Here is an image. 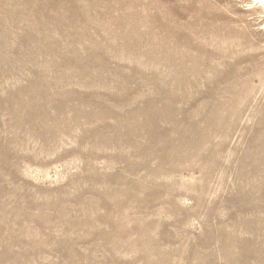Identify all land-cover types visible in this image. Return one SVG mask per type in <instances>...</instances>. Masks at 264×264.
Here are the masks:
<instances>
[{"label":"rangeland","instance_id":"obj_1","mask_svg":"<svg viewBox=\"0 0 264 264\" xmlns=\"http://www.w3.org/2000/svg\"><path fill=\"white\" fill-rule=\"evenodd\" d=\"M249 3L0 0V264H264Z\"/></svg>","mask_w":264,"mask_h":264},{"label":"bare ground","instance_id":"obj_2","mask_svg":"<svg viewBox=\"0 0 264 264\" xmlns=\"http://www.w3.org/2000/svg\"><path fill=\"white\" fill-rule=\"evenodd\" d=\"M249 4L251 6L258 7L259 9H262L264 11V0H250V3Z\"/></svg>","mask_w":264,"mask_h":264}]
</instances>
